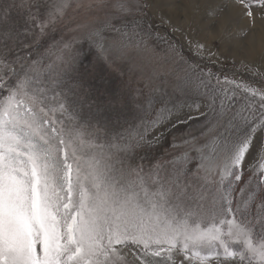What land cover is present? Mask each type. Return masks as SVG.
Wrapping results in <instances>:
<instances>
[{"label":"snow or ice","instance_id":"1","mask_svg":"<svg viewBox=\"0 0 264 264\" xmlns=\"http://www.w3.org/2000/svg\"><path fill=\"white\" fill-rule=\"evenodd\" d=\"M254 4L218 5L210 38ZM68 7L0 0V264H264V90L156 53L140 0H89L103 18L57 39Z\"/></svg>","mask_w":264,"mask_h":264},{"label":"rangeland","instance_id":"2","mask_svg":"<svg viewBox=\"0 0 264 264\" xmlns=\"http://www.w3.org/2000/svg\"><path fill=\"white\" fill-rule=\"evenodd\" d=\"M69 2L70 7L56 26L54 35L57 39L61 36H70L72 34L71 29L76 28L77 25L98 22L104 15L102 11H93L87 8L86 5L89 0H69ZM140 2L148 5L145 9L146 15L142 19V25L146 29L150 27L151 36H145V39L149 47L154 49L156 53L162 55L170 45H175L183 52L186 59L199 65V67L210 69L221 77L227 76L237 82H243L253 88L264 90V39L259 35V28L257 27L259 20L264 18V8L258 4L253 5L254 21L238 9L240 17H233V23L226 38L215 40L209 36L210 17L208 13L218 10L217 6L224 3L225 0H140ZM80 4L85 6L79 7ZM189 41L192 42L191 45ZM197 42L204 44L207 49L202 57L195 52L194 46ZM209 52L212 55L209 56ZM121 70L126 71V68ZM246 95L243 93L237 95L235 98L236 108L247 103ZM171 99L176 103L183 102L175 96ZM158 108L159 105H157V110ZM154 118L155 111L152 110H149L147 115L142 116L145 123ZM134 123L140 125L141 120H136ZM157 134L158 131L150 132L148 138L151 139ZM171 140L172 136L168 135L162 148L158 147L154 152L148 150L149 157L161 155L163 148L171 151ZM262 141H264V132H257L253 148L246 156L243 165L245 179L250 174V166L259 162L258 153L261 150ZM123 252L127 254L128 259H132L127 249ZM209 264H229V262L211 260Z\"/></svg>","mask_w":264,"mask_h":264},{"label":"bare ground","instance_id":"3","mask_svg":"<svg viewBox=\"0 0 264 264\" xmlns=\"http://www.w3.org/2000/svg\"><path fill=\"white\" fill-rule=\"evenodd\" d=\"M227 14L230 15L232 18H239L240 17V13H238V9H228L226 10ZM241 12V11H240ZM258 22V21H257ZM259 26H257L259 28V35L262 37V39H264V18H262V20H259L258 24ZM256 31V30H255ZM263 41V40H262ZM257 47V46H256Z\"/></svg>","mask_w":264,"mask_h":264}]
</instances>
